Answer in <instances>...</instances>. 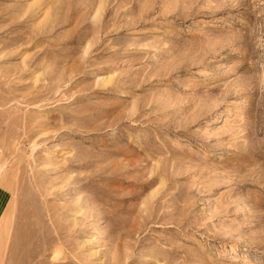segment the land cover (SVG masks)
I'll list each match as a JSON object with an SVG mask.
<instances>
[{
	"label": "rangeland",
	"instance_id": "rangeland-1",
	"mask_svg": "<svg viewBox=\"0 0 264 264\" xmlns=\"http://www.w3.org/2000/svg\"><path fill=\"white\" fill-rule=\"evenodd\" d=\"M0 264H264V0H0Z\"/></svg>",
	"mask_w": 264,
	"mask_h": 264
}]
</instances>
